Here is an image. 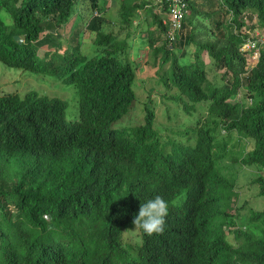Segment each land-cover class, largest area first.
<instances>
[{
    "label": "trees",
    "instance_id": "1",
    "mask_svg": "<svg viewBox=\"0 0 264 264\" xmlns=\"http://www.w3.org/2000/svg\"><path fill=\"white\" fill-rule=\"evenodd\" d=\"M78 1L0 0V60L74 84L80 107L72 120L64 98L0 92V264H264V208L250 207L245 228L235 227L233 216L246 205L238 207L236 181L222 166L234 157L236 133V142L240 136L252 144L236 161L264 171V44L252 67L243 49L254 17L264 30V0H217L218 17L189 0L175 40L159 2L122 6L129 26L148 9L162 33L148 31L155 65L170 63L158 71L159 83L177 91L168 98L189 117L198 112L175 137L163 136L149 103L144 122L116 125L137 96L130 35L105 31L98 13L78 22ZM90 1L99 12L100 0ZM198 14L211 18L209 26L188 35ZM71 23L78 27L65 45L60 30ZM85 23L95 54L82 48ZM181 45L195 46L192 59L179 56ZM202 51L223 70L224 85L210 81ZM252 183L264 196V173ZM156 196L169 205L164 231L147 235L137 227L131 240L141 204Z\"/></svg>",
    "mask_w": 264,
    "mask_h": 264
},
{
    "label": "rangeland",
    "instance_id": "2",
    "mask_svg": "<svg viewBox=\"0 0 264 264\" xmlns=\"http://www.w3.org/2000/svg\"><path fill=\"white\" fill-rule=\"evenodd\" d=\"M129 0H100L101 9L99 12L91 9L90 0H79L78 1V22L82 18H86L88 23L89 18L93 14H100L105 18L103 28L105 31H114L120 35V38L129 36L131 47L129 48V57L136 64L137 69V82L135 84L136 100L131 107L130 111L119 120L116 125L118 126H134L144 122L145 120V106L149 103L157 113V127L165 137H175L179 133L186 131L190 127V122L194 117H189V114L184 112L182 106L168 98V95L176 93L177 91L169 90L166 91L164 85L159 83V72L163 73L169 69L170 63L166 64L161 68L160 60L155 65V57L152 54V47L149 44L148 31L155 29L156 34H161L160 30L153 24V17L151 14H147V8H142L135 14L134 23L129 26L127 23H123L122 6L125 4L130 5ZM138 1V0H132ZM147 1V0H143ZM149 2L152 0H148ZM199 9L202 11L214 10V16L219 15V2L217 0H198ZM142 3V2H141ZM160 10V8H159ZM162 16H166L163 10H160ZM218 15V16H217ZM5 18L9 21L10 14L5 12ZM255 17L253 18V20ZM211 18H206L202 14L195 15L193 21L187 23L188 35L191 33V29L195 31H201L207 29ZM80 25L84 27L83 31V50L90 54H95L97 45L94 44V35L88 28L87 24ZM197 26L196 28L194 26ZM258 27V25L256 24ZM78 26H74L73 23L68 24L61 28L60 33L63 35L62 40L64 44H68L69 37L73 34ZM197 39L199 41H205L207 38L202 31L198 34ZM194 45L184 46L176 49L177 53L185 59H192L191 52L194 51ZM184 51V53H183ZM161 55V53H160ZM202 58L205 61L207 69H209V79L212 83L218 85H224L225 79L223 78V70H216L211 63V57L207 51H202ZM160 58V56H158ZM159 71V72H158ZM31 89L39 91L43 95L58 96L68 100L69 106L66 110V117L68 119H76L80 114L79 107V94L74 84L63 82L55 74H43L37 73L30 70L10 66L0 60V92H19L21 95ZM237 100L240 98H236ZM200 107V106H199ZM203 110V107H200ZM232 139L229 143V148L234 152V157L230 154L223 158L222 166L225 167V173L229 176H233L236 181V190L238 192V207L246 205L245 208H240L238 214L234 215L233 221L237 222L235 227L245 228V217L249 212L250 207L256 209L264 208V196L259 195V186L252 183L254 177L259 172L264 173L258 166H244L236 161V158L245 150L251 147V141L248 139L240 138L236 142V133H232ZM236 204H233V212H236ZM129 236H132L131 240L137 239L138 228L132 229ZM230 238L234 241L233 234L230 233Z\"/></svg>",
    "mask_w": 264,
    "mask_h": 264
},
{
    "label": "built area",
    "instance_id": "3",
    "mask_svg": "<svg viewBox=\"0 0 264 264\" xmlns=\"http://www.w3.org/2000/svg\"><path fill=\"white\" fill-rule=\"evenodd\" d=\"M159 2L160 10L164 11L166 7V16L164 23L168 25V37L175 40L185 29V19L190 12L189 0H155ZM165 12V11H164ZM258 25V19L253 20ZM250 36L244 43L243 49L248 54V65H255L261 56L260 52L264 44V30L259 26L249 31Z\"/></svg>",
    "mask_w": 264,
    "mask_h": 264
},
{
    "label": "clouds",
    "instance_id": "4",
    "mask_svg": "<svg viewBox=\"0 0 264 264\" xmlns=\"http://www.w3.org/2000/svg\"><path fill=\"white\" fill-rule=\"evenodd\" d=\"M168 212V202L161 196H156L141 204L133 223L147 235L162 233Z\"/></svg>",
    "mask_w": 264,
    "mask_h": 264
},
{
    "label": "crops",
    "instance_id": "5",
    "mask_svg": "<svg viewBox=\"0 0 264 264\" xmlns=\"http://www.w3.org/2000/svg\"><path fill=\"white\" fill-rule=\"evenodd\" d=\"M147 1H148V0H147ZM137 2H139V3L142 2V3H143L144 1H143V0H138ZM150 2H151V1H150ZM152 2H154V0H152ZM152 2H151V3H152ZM155 2H156V1H155ZM148 5H150V3H149ZM146 10H147V14H148V9H146Z\"/></svg>",
    "mask_w": 264,
    "mask_h": 264
}]
</instances>
